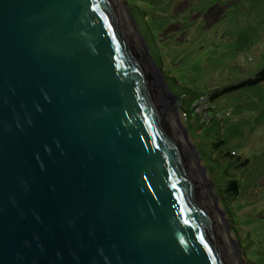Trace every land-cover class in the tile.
Returning a JSON list of instances; mask_svg holds the SVG:
<instances>
[{"label": "water", "instance_id": "obj_1", "mask_svg": "<svg viewBox=\"0 0 264 264\" xmlns=\"http://www.w3.org/2000/svg\"><path fill=\"white\" fill-rule=\"evenodd\" d=\"M119 4L0 0V264H245Z\"/></svg>", "mask_w": 264, "mask_h": 264}, {"label": "rangeland", "instance_id": "obj_2", "mask_svg": "<svg viewBox=\"0 0 264 264\" xmlns=\"http://www.w3.org/2000/svg\"><path fill=\"white\" fill-rule=\"evenodd\" d=\"M118 1L123 5L125 21L139 42L142 54L146 57V49L149 51L152 59L150 69L160 81L157 89L161 101L166 104L172 121L177 124L176 136L181 144L187 143L197 152L199 159L193 152L188 157L190 160L192 158V162L195 161V169L191 167L202 182L209 207L213 208L214 213L224 209L229 229L245 264H250L246 260L249 253L254 259H264V81L223 96L217 102L222 122L220 127L215 128L221 131L224 148L238 151L240 156L249 161L235 171L241 184L235 213L241 232H235V223L219 198L215 197L218 193L211 175L207 173L205 176L211 183L204 180L206 165L200 157L198 140L188 129L184 118L186 111L180 106V98L162 84V80L167 83V75H172L179 82H185V87L205 92L248 77L261 69L264 66V0H140L139 4L149 11L148 20L152 26L163 24L164 21L168 23L160 36H167L169 32L178 33L168 34L177 46L169 43L161 47L162 68L155 60L146 31L133 14L131 3L127 0ZM160 39L157 38L158 41ZM159 42L161 46L165 41ZM168 84L176 91L183 90L171 83L170 79ZM196 109L198 112L202 110L201 107ZM226 111L230 114L226 115ZM178 118L183 126L178 123ZM186 131L192 143L187 142ZM200 148L206 153L203 149L206 147ZM184 152L187 156V152ZM207 165L211 163L207 161ZM212 167H216V164H212ZM229 169L235 170L233 167ZM239 234L242 235L243 247Z\"/></svg>", "mask_w": 264, "mask_h": 264}, {"label": "trees", "instance_id": "obj_3", "mask_svg": "<svg viewBox=\"0 0 264 264\" xmlns=\"http://www.w3.org/2000/svg\"><path fill=\"white\" fill-rule=\"evenodd\" d=\"M139 1L140 0H127V2L131 3L132 5L131 7L135 18L139 19L144 31H146L147 40L151 46L155 60L158 66L162 68V45H167L170 43L172 46H177L178 44H175V40H172V38L168 35L171 32L166 34L167 36H160L161 31L167 27L168 23L164 21L163 24L154 23L155 25L152 26L148 20L149 11L143 7V4H139ZM132 3H135V6H133ZM163 16L167 15L163 14ZM177 16H180V14ZM171 34L176 35L178 33ZM159 37H161L159 40L161 43L165 41L163 44H161V46L159 45L160 42L157 40ZM162 71L166 70L163 69ZM167 76L168 80H171V83L173 82L175 86L179 85L181 88H183V90L180 92L176 91L169 86L167 80V85L169 86L170 90L175 92L180 98V106L182 105L183 109L186 111V117L184 118L188 125V129L191 131L194 139L198 140L197 147L200 157L206 165L205 167L207 173H209L213 178L212 183L215 185L221 205L228 211L231 220L235 223V226H233L235 232L240 231L238 229V227H240V222L235 217V213L237 198L241 190V184L235 171L237 168L247 165L249 161L240 156L238 151L234 149L226 150L224 148L225 141L222 137L221 131L215 128L217 126L220 127L222 122L221 113L219 111L217 102L223 96L234 93L242 88L255 86L263 82L264 66L248 77L242 78L238 81H233L226 85L211 88L205 92H199L198 88L185 87V82H179V80L172 75ZM176 80L178 81L176 82ZM197 107H201L202 110L198 112V109H196ZM225 113L226 115L230 114L229 111H226ZM201 146L206 147L203 148L206 150V153H203L202 149L200 148ZM207 161L210 162L211 165H207ZM214 163L216 164V167H212V164ZM230 167H233L235 170H230ZM239 235L240 245L242 246V235ZM251 242H253L252 239ZM251 255L252 254L249 253L246 256V260L250 264H264L263 258L254 259V257Z\"/></svg>", "mask_w": 264, "mask_h": 264}, {"label": "bare ground", "instance_id": "obj_4", "mask_svg": "<svg viewBox=\"0 0 264 264\" xmlns=\"http://www.w3.org/2000/svg\"><path fill=\"white\" fill-rule=\"evenodd\" d=\"M119 7H120V9H121V11H122V13H123V9L121 8L122 7V3H121V5L119 4ZM126 13V12H125ZM125 13H124V15H125ZM126 16V15H125ZM171 121V127H172V130L175 132L176 131V129H175V127L177 126V124L174 122V121H172V119L170 120ZM188 142V141H187ZM188 144H190V143H188ZM182 147L184 148V151H186L187 152V161H188V164L190 165V166H192L193 167V163L195 162V161H191L192 160V158H191V160L189 159V157H188V155H192V152L195 154V156H196V158H198L199 159V157H198V155H197V152H195L194 151V147L193 146H191V145H187V143H184V145L182 144ZM189 147L191 148V149H189ZM197 163V162H196ZM191 167V168H192ZM194 169H195V167H193ZM193 168H192V171H193ZM193 174H194V176L196 177V181H197V183H198V186L200 187V188H202V182L200 181V179H199V177L197 176V173H195V172H192ZM204 180L206 181V183H211V181L209 180V179H207L205 176H204ZM207 189V188H206ZM203 193V196H204V201L206 202V204H207V202H208V200H207V195L204 193V191L202 192ZM215 196V195H214ZM216 198H217V196H215ZM217 201V200H216ZM209 204V203H208ZM210 208V210H211V213L212 214H214V212L212 211V207L210 206L209 207ZM216 212V211H215Z\"/></svg>", "mask_w": 264, "mask_h": 264}, {"label": "built area", "instance_id": "obj_5", "mask_svg": "<svg viewBox=\"0 0 264 264\" xmlns=\"http://www.w3.org/2000/svg\"><path fill=\"white\" fill-rule=\"evenodd\" d=\"M184 114L186 115V112H184Z\"/></svg>", "mask_w": 264, "mask_h": 264}]
</instances>
